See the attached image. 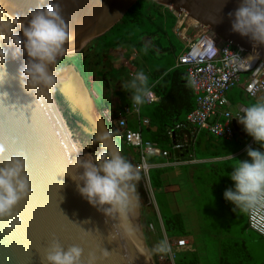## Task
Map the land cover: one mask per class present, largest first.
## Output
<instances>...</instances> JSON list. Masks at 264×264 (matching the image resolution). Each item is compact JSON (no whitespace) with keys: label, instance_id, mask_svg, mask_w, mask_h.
Wrapping results in <instances>:
<instances>
[{"label":"water","instance_id":"obj_1","mask_svg":"<svg viewBox=\"0 0 264 264\" xmlns=\"http://www.w3.org/2000/svg\"><path fill=\"white\" fill-rule=\"evenodd\" d=\"M136 1L60 0L70 32L75 34L66 45V53L80 51L90 40L107 32ZM152 1L194 18L233 46L252 50L247 37L232 31V18L228 16L241 0ZM36 3L37 0H0V16L13 19L19 15L23 19ZM257 51L264 56V46H258ZM23 59V56L13 59L9 50L5 65L0 66V143L6 147L0 156V166L7 156L26 154L32 192L17 205L22 223L14 231L6 232L5 221H0V264H41L40 257L53 234L65 248L72 244L84 248L85 257L93 245H101L112 252L103 264H155L141 219L140 195V207L127 221L134 234L130 238L117 235L109 241L113 222H105L106 217L82 198L76 182L68 176L75 175L71 160L99 151L100 145L93 144L96 132L101 128L111 131L84 75L73 62L59 66L57 87L38 94L36 101L35 95L26 93L20 85L18 68ZM56 95L71 112L80 116L78 127L67 121ZM233 126L241 133L236 120ZM74 144L85 147L80 152H71ZM89 144L91 147H87ZM76 171L82 172V169ZM138 193L146 192L138 186ZM85 220L90 222L83 223ZM78 224L85 231H93L83 241L79 238Z\"/></svg>","mask_w":264,"mask_h":264},{"label":"clouds","instance_id":"obj_2","mask_svg":"<svg viewBox=\"0 0 264 264\" xmlns=\"http://www.w3.org/2000/svg\"><path fill=\"white\" fill-rule=\"evenodd\" d=\"M228 16L232 18V31L247 37L252 44V52L248 56L233 53L234 59L241 62L258 59L260 54L257 47L264 46V0H241L238 8L229 12ZM74 38L60 0H47V3L37 0L36 6L29 8L23 19L19 15L13 19L0 16V66L5 65L9 50L13 59L23 56L18 68L20 85L26 93L34 94L37 101L38 94L57 87L60 80L57 66L67 51L66 45ZM213 54L214 48L209 55ZM122 89L131 93V102L137 111L144 104L158 99L150 91L149 76L143 70L134 73ZM241 112L237 117L238 123L260 145V149L246 146L249 159L245 160L231 156L235 163L229 176L234 187L225 189L223 196L234 205V211L247 212L258 206L264 207V98L243 107ZM117 135L116 131L103 128L97 131L93 144L100 145L99 151L71 160L75 175H68L76 182V189L82 198L106 217V223L109 220L113 222L112 231L107 237L109 241L116 239L117 235L130 238L134 234L127 221L140 207L138 185L144 170L122 153L115 139ZM82 147L85 146L74 144L71 152H80ZM142 151L146 166L156 153L150 144L144 146ZM5 152V145L0 143V156ZM26 161V154L18 152L7 156L0 166V221H5L6 232L14 231L22 223L17 205L32 192ZM77 169H82V172H77ZM78 226L81 241L93 232L85 231L80 224ZM151 252L174 260L173 248L167 239L159 240ZM111 254L101 245H93L85 257L84 248L77 244L65 248L53 234L40 259L41 264H103Z\"/></svg>","mask_w":264,"mask_h":264},{"label":"crops","instance_id":"obj_3","mask_svg":"<svg viewBox=\"0 0 264 264\" xmlns=\"http://www.w3.org/2000/svg\"><path fill=\"white\" fill-rule=\"evenodd\" d=\"M161 10L164 12L165 8L162 7ZM173 28V39L169 34L163 36L144 35L142 37L141 41L145 50L155 54L154 61L149 63L152 69L165 67L164 72L166 73L172 68L179 67L176 65V60L184 48V43L174 34ZM149 38L152 41L147 44L145 41ZM176 42L181 44L178 51L175 46ZM166 54L171 55L170 60L167 59L168 63L163 62V57ZM116 63L115 66L118 68L127 66L133 68L129 75L122 74L117 79L122 86L130 81L138 70H143L148 76L151 75L152 69L146 68L144 59L135 51H132L128 57L126 53L122 54ZM147 66L149 68L148 64ZM158 79L153 80L152 84ZM152 84L149 87L151 89H153ZM88 85L98 106L107 118L112 119L116 109L127 104L125 98H131V93L124 91L122 87L115 90L117 94L114 91L112 93L106 90L101 91L93 78L92 81H88ZM238 91L242 92L241 95ZM227 99L230 109L234 113L239 111L241 114L243 107L258 100L246 97L242 90V84L230 90ZM157 101L144 104L140 108V116L148 119L149 106ZM128 123H130L131 128L140 129L144 135L146 124H139L135 118H129ZM236 123L242 131L241 133L235 131V135L231 139L213 136L205 130H200L192 135L190 126H185L176 131L175 136L177 138L186 136L188 149L177 154L172 152L168 158L155 157L159 158L156 160L159 165L154 168H164L161 175L163 184L157 186L152 184L150 180L151 186L147 195L148 205L144 206L145 208L142 207L141 214V219L143 215L146 224L149 226V240L151 239L150 241L154 245L167 235L163 215L180 214L186 232L181 237L188 241L187 248H182L181 252L196 253L199 256L200 264H226L228 261L229 263L239 261L238 264H264V235L251 230L247 223V212H242L239 209L234 211V205L226 201L223 196L225 189L234 187V182L229 176L233 171L234 158L238 160L249 159L245 147L252 137L244 131L243 125L238 123V120ZM188 135L190 136L188 137ZM174 138L170 139L168 147ZM252 148L260 149V146L254 144ZM132 154V151L128 149L124 155L131 160ZM174 157H178L177 163H171ZM152 173L155 175L154 170L151 171V175ZM156 190H159L158 193ZM159 192L164 196L162 203L166 211L163 213L158 209L160 207L157 198ZM144 209L145 212H143Z\"/></svg>","mask_w":264,"mask_h":264},{"label":"built area","instance_id":"obj_4","mask_svg":"<svg viewBox=\"0 0 264 264\" xmlns=\"http://www.w3.org/2000/svg\"><path fill=\"white\" fill-rule=\"evenodd\" d=\"M163 8L168 7L163 6ZM168 9L176 16L173 32L184 43L183 50L177 56L176 65L185 68L186 78L195 95L194 108L186 114L182 122L176 123L167 130L168 136L173 139L176 137V131L185 126H190L192 135L200 130H205L213 136L231 139L235 135L233 120H237L241 113L239 111L234 113L230 109L227 94L242 84V90L246 97L258 99L264 96V56H261L259 52L260 57L254 61H237L234 59L233 53H239L241 57H246L252 50L233 46L217 37L207 27L190 21L189 16L185 13L178 14L174 10ZM213 48L215 54L209 55ZM249 63H251L250 67L248 66ZM149 89L156 94L157 98L159 97L153 89ZM114 115L117 117L115 125L118 130V139L133 149L130 161L136 165H141L144 169L142 181L148 194L151 186L150 170L158 166L159 163L148 161L147 165L144 166L142 151L144 146L150 144L155 150V157L168 158L174 150H177L178 153L184 150L188 145V139L186 136L174 138L169 150L161 147L156 140L144 138L140 129L127 126L129 118H135L139 124H148L149 122L147 118L140 116V110L137 111L132 103L120 106ZM246 146L253 147V139ZM177 159L178 157H174L171 163H177ZM247 223L251 230L264 235V207L258 206L247 211ZM164 239H167L172 245L174 259L176 254L182 248H187L188 245V241L184 237L165 235ZM159 258L174 264V260L169 257L159 256Z\"/></svg>","mask_w":264,"mask_h":264},{"label":"trees","instance_id":"obj_5","mask_svg":"<svg viewBox=\"0 0 264 264\" xmlns=\"http://www.w3.org/2000/svg\"><path fill=\"white\" fill-rule=\"evenodd\" d=\"M162 7L163 6L152 0H137L128 9L120 21H118L107 32L98 37V39L101 38L98 42L99 49L106 51L123 46L127 50L126 55L135 51L141 55L146 64L152 63L155 59V54L152 51L147 49L145 50L141 41L143 35L148 34L150 36H163L165 34H169L172 39L174 38L172 28L176 23V16L168 8H165L163 12L161 10ZM108 35L113 36L112 40H110ZM69 62H73V58H70ZM80 64H77L79 68L81 67ZM82 64L85 65L83 62ZM113 69L117 68L111 67L106 74L100 71L99 72L100 74H104L105 77L107 75H111L115 80H117L118 77H115L109 72ZM165 70V67L151 70V75L149 76V87L150 84L153 83V80L159 78L157 82L151 86L159 95V100L149 106V122L146 124L147 126L145 127V133L143 136L146 139L158 141L161 147L170 150V146L168 147V144L170 143L171 138L168 136L167 130L172 128L176 123L182 122L185 115L194 108L195 95L189 82L186 81V73L183 66L172 68L166 73L164 72ZM81 72L85 75V77H87L84 71ZM99 72L95 69L97 76L99 75ZM238 93L241 95L242 92L238 91ZM56 96L58 100H61L59 95ZM125 101L127 104L132 103L131 98H125ZM64 115L67 118L66 112ZM107 122L110 130L118 133L114 120L107 118ZM72 125L75 124L72 123ZM127 126L131 127L130 123H128ZM153 127H155L154 130H152ZM115 139L118 143V136L115 137ZM254 144L257 143L254 142ZM123 145L124 148H120L122 153L125 154V151L127 152V149L131 148L127 147L125 144ZM187 149L188 147L186 146L184 152ZM157 159L159 160V158H155V156H153L149 159V161L153 162ZM153 170L155 175H153V173L151 175V171ZM151 171V183L156 184L157 186L162 185L163 179L161 175L164 168H152ZM139 186L140 188H143L142 184H139ZM142 196H145V194L143 193ZM163 223L168 237H181L186 234L180 214L163 215ZM238 262L229 263L228 261L226 264H238ZM154 263L161 264L158 255H154ZM174 264H200V259L194 252L179 251L174 259Z\"/></svg>","mask_w":264,"mask_h":264},{"label":"rangeland","instance_id":"obj_6","mask_svg":"<svg viewBox=\"0 0 264 264\" xmlns=\"http://www.w3.org/2000/svg\"><path fill=\"white\" fill-rule=\"evenodd\" d=\"M145 35H148V34H145ZM108 37L110 38V40H112L113 36L108 35ZM99 39H101V38H99ZM99 39L94 38V39L90 40L88 43H86V45L80 51H76V52H72V53H65L64 57L61 59L60 64L57 67L69 62V59L73 58V63L76 64V66L78 68H79V66L77 64L81 63L80 64L81 65V67H80L81 71H84L89 82H90V80L92 81V78H93V79H95V83H97V87L101 91L106 90V91H111V93L114 91V93L117 94V92L115 90H117L118 87H122L121 82L115 80L111 75H107L105 77L104 74H106V72L111 67H114L117 69H113L112 71H109L110 74L114 75L115 77L120 78L122 76V74L129 75L130 71L131 70L133 71V68L128 67V66L118 68L115 66L117 64L116 62L121 58V55L125 54L127 52L125 47L122 46V47H118L115 49H109L106 51L101 50V49H99V45H98ZM150 41H152L151 38L147 39L145 42L147 44H150L151 43ZM90 45H92L91 48L89 47ZM175 46H176V49L178 51L181 47L180 42H176ZM130 53H132V52H130ZM130 53H129V55H130ZM129 55H127V57ZM131 56H132V54H131ZM170 56H171L170 54H166L163 57L164 58L163 62L165 61L168 63L167 59L170 60ZM86 59H87V61H86ZM137 59H139V58H137ZM138 61H140V60H138ZM82 62L85 63V65H83ZM148 65H149V68H148L147 64H146V68L151 70L152 66H150V64H148ZM95 69L98 72L100 71L104 74H102V73L100 74V72H99V75L97 76L95 73ZM116 118H117L116 115L112 116V119L114 120V122H115ZM251 140L248 141V139H247L248 142H250ZM118 144L120 147H122V149L124 148V145L122 144V142L120 140H118ZM127 151H128V149H127ZM130 151L133 152V149H130ZM143 183L144 182L141 180V182L139 184H142V187L144 189ZM145 184L147 187L149 186L147 182ZM158 191L159 190H156L157 193H158ZM144 194H145V196H140L143 208H145L144 206L148 205L147 192ZM157 198H158V205L160 206L158 209L160 210V212L163 213L166 211L164 208V205L162 203L164 196L159 192V194H157ZM178 200H179V196H178ZM143 212H145V209ZM142 223H143V227H144V231H145L150 255H151V258L154 262V255L151 252V249L153 248L154 243L150 241L151 239L149 240V234H148L149 226L146 224V222L143 218V215H142ZM161 239H163V237ZM160 262H161V264H171L165 259H163V260L160 259Z\"/></svg>","mask_w":264,"mask_h":264},{"label":"flooded vegetation","instance_id":"obj_7","mask_svg":"<svg viewBox=\"0 0 264 264\" xmlns=\"http://www.w3.org/2000/svg\"><path fill=\"white\" fill-rule=\"evenodd\" d=\"M90 48L92 47V45H90L89 46ZM89 48V49H90ZM84 77H85V75H84ZM85 79H86V82H87V84H88V79H87V77H85ZM59 103L62 105V107H63V114L66 112V116H67V121L72 125V123H74L75 125H73V126H75V127H78V125H77V121L78 120H81V118H80V116H78L77 114H75V113H73V112H71L66 106H65V104H63V102H62V99L61 100H59ZM139 186V185H138ZM142 194L143 193H140V196H142Z\"/></svg>","mask_w":264,"mask_h":264},{"label":"bare ground","instance_id":"obj_8","mask_svg":"<svg viewBox=\"0 0 264 264\" xmlns=\"http://www.w3.org/2000/svg\"><path fill=\"white\" fill-rule=\"evenodd\" d=\"M190 21L194 22V23H198L194 18L189 17Z\"/></svg>","mask_w":264,"mask_h":264}]
</instances>
